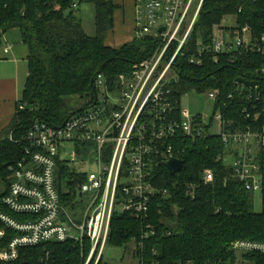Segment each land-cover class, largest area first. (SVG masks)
Here are the masks:
<instances>
[{
    "label": "built area",
    "instance_id": "built-area-1",
    "mask_svg": "<svg viewBox=\"0 0 264 264\" xmlns=\"http://www.w3.org/2000/svg\"><path fill=\"white\" fill-rule=\"evenodd\" d=\"M135 1V36L154 39V52L134 65L131 76L122 78L123 88L116 94L102 92L91 106L59 126L40 121L33 124L24 156L10 168L9 190L0 204L1 262L18 260L24 248L69 242L80 247L81 264H104L106 249L113 248L108 242L112 216L130 212L143 223L140 239H133L135 251H141L137 264H160L147 263L144 243L157 234L150 218L153 197L167 198L169 191L156 188L150 178L157 175L160 163L166 165L170 158L184 161L187 146L207 135L221 137L226 148L219 159L231 165L232 176L247 191L258 192L263 199L264 125L260 131L253 130L264 114V94L257 91L259 86L251 87L255 92L240 91L238 95L247 103L244 113L252 120L246 130H230L235 121L225 117L223 109L229 106L220 103L219 89L202 93L213 107L211 116H191L182 100L178 111V101L172 99L171 85L180 77L177 58L186 56L183 50L206 0ZM73 5L77 7V3ZM228 16L236 17V25L223 24ZM225 17L213 26L211 43L200 38L188 61L200 67L207 52L216 61L221 54L229 55V62L251 53L259 56L256 73L264 77V28L256 35L251 24L241 26L237 14ZM104 83L101 74L95 78L96 87ZM234 99V94L228 96L229 101ZM91 160L97 171L78 174L85 179L77 183L82 199L73 210L57 187L59 166L77 161L84 166ZM214 180V170L205 169L202 182ZM196 188L187 185V194L195 198ZM230 250L236 255L264 254V241L235 239ZM152 252L158 254L156 249ZM50 254L41 257L39 264H49Z\"/></svg>",
    "mask_w": 264,
    "mask_h": 264
},
{
    "label": "trees",
    "instance_id": "trees-1",
    "mask_svg": "<svg viewBox=\"0 0 264 264\" xmlns=\"http://www.w3.org/2000/svg\"><path fill=\"white\" fill-rule=\"evenodd\" d=\"M81 3L95 7L93 35L86 32L77 12ZM119 8L116 0H0V43L8 29L18 27L30 51L29 75L16 114L8 127L0 131V204L9 190L10 168L24 156L27 133L35 122L59 126L75 111L91 106L102 92L107 96L116 94L123 88L121 78L131 76L134 65L154 52L155 40L151 37L135 36L117 48L107 45ZM230 14L238 15L241 26L251 24L256 35L264 28V0H206L188 47L183 50L186 56L177 58L180 77L171 89L172 99L178 101V111L182 97L194 89L197 94L219 89L220 103L225 101L229 106L223 109L225 117L235 121L230 130L237 131L252 124L244 113L247 103L240 100L239 92L256 91L237 79L258 81L257 91L264 94V77L256 73L261 64L259 56L244 53L229 62V55L221 54L216 61L207 52L200 67L188 61L199 39L210 44L213 26ZM100 74L105 83L98 88L95 78ZM230 94H234V100H228ZM73 99L83 103L74 107ZM20 104L24 109L19 108ZM263 125L264 114L253 130L260 131ZM225 148L221 137L207 135L187 146L183 156L185 167L180 173L172 175L165 163L156 168L157 175L150 181L158 189L167 188L169 197H153L150 218L157 234L144 243L143 257L147 263L237 264V255L230 250L233 240L264 241V185L262 210L256 212L253 192L232 176L231 165L219 159L225 156ZM207 168L214 170L215 180L204 184L203 172ZM84 179L68 166H59L57 187L73 210L80 206L77 183ZM189 184L197 187L195 198L187 194ZM142 230V220L134 214L115 212L109 246L125 247L133 239L139 240ZM48 251L49 264H81L80 247L69 242L24 248L18 260L0 264H39ZM140 253V249L135 251L137 257ZM242 257L244 264H264L261 253Z\"/></svg>",
    "mask_w": 264,
    "mask_h": 264
},
{
    "label": "crops",
    "instance_id": "crops-1",
    "mask_svg": "<svg viewBox=\"0 0 264 264\" xmlns=\"http://www.w3.org/2000/svg\"><path fill=\"white\" fill-rule=\"evenodd\" d=\"M116 1L120 8L115 12L114 36L109 34L106 43L117 48L135 37L137 10L135 0ZM117 28L123 31L115 33ZM29 54V46L18 27L3 34L0 43V131L8 127L16 114L29 75Z\"/></svg>",
    "mask_w": 264,
    "mask_h": 264
},
{
    "label": "rangeland",
    "instance_id": "rangeland-1",
    "mask_svg": "<svg viewBox=\"0 0 264 264\" xmlns=\"http://www.w3.org/2000/svg\"><path fill=\"white\" fill-rule=\"evenodd\" d=\"M127 1V0H126ZM77 12L82 18L83 27L86 32L90 35L95 34V7L90 3H81L78 4ZM224 25H236V17L228 16L223 19ZM119 28L115 30L117 33ZM123 30H121L122 32ZM114 31L110 33V36H114ZM112 36V37H113ZM123 78V77H122ZM121 78V79H122ZM123 82V79H122ZM83 102L79 99H73V106L80 107ZM182 104L186 107L188 113L191 116H194L198 113H204L206 116H211L213 113V107L211 105L210 100L206 96V94H197L194 91L187 93L182 97ZM68 167L75 174H79L82 171L87 172H96L97 165L94 161L87 163L86 165H82L79 161L75 163H70ZM81 197H78L79 202H81ZM253 204L254 210L256 212H260L262 210V196L258 192H253ZM135 242L132 240L125 247L121 248H107L105 254V263L104 264H137L138 258L135 255ZM243 255H237V264H244L245 258Z\"/></svg>",
    "mask_w": 264,
    "mask_h": 264
},
{
    "label": "water",
    "instance_id": "water-1",
    "mask_svg": "<svg viewBox=\"0 0 264 264\" xmlns=\"http://www.w3.org/2000/svg\"><path fill=\"white\" fill-rule=\"evenodd\" d=\"M161 30H163V29H161ZM237 82L240 83V84H243L244 86H246L248 88L259 86V82L258 81H248V80H245L243 78L237 79ZM84 109H82V110H84ZM82 110H77L73 114H76V113H78V112H80ZM166 166H167L168 170L170 171V173L172 175H176V174L180 173L184 169L185 162L183 160H179V159H176V158H170L167 161Z\"/></svg>",
    "mask_w": 264,
    "mask_h": 264
}]
</instances>
